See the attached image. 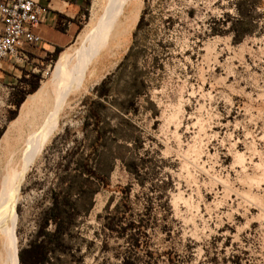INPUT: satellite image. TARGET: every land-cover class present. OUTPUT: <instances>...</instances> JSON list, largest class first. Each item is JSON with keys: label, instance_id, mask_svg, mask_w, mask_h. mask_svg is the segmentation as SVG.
Segmentation results:
<instances>
[{"label": "rangeland", "instance_id": "374dc122", "mask_svg": "<svg viewBox=\"0 0 264 264\" xmlns=\"http://www.w3.org/2000/svg\"><path fill=\"white\" fill-rule=\"evenodd\" d=\"M94 1L84 19L83 9L70 20L68 43L27 47L22 67L4 73L0 176L10 152L29 141L26 112L15 103L46 82L58 55L75 46ZM136 5L135 21L93 61L59 111L0 229V251L13 240L16 264L20 251L30 260L25 249L49 191L72 180L90 151L93 132L82 123L97 101L106 135L90 166L107 184L88 180L75 188L80 215L66 252L50 264H121L125 256L137 264H264V0ZM70 21L61 19L63 32ZM104 80L109 94L100 99L94 88ZM114 216L122 227L132 225L123 235L104 227Z\"/></svg>", "mask_w": 264, "mask_h": 264}, {"label": "bare ground", "instance_id": "6f19581e", "mask_svg": "<svg viewBox=\"0 0 264 264\" xmlns=\"http://www.w3.org/2000/svg\"><path fill=\"white\" fill-rule=\"evenodd\" d=\"M136 4L137 0H95L91 16L75 46L58 55L55 69L47 81L20 105V112L25 111L27 115L25 133L29 141L10 152L0 176V229L6 226L7 219H11L20 186L49 141L59 111L84 84L93 61L118 44L135 21ZM12 237L13 229L10 231ZM11 241L0 251V264L17 263V248L10 246Z\"/></svg>", "mask_w": 264, "mask_h": 264}, {"label": "trees", "instance_id": "16d2710c", "mask_svg": "<svg viewBox=\"0 0 264 264\" xmlns=\"http://www.w3.org/2000/svg\"><path fill=\"white\" fill-rule=\"evenodd\" d=\"M86 4H89V0H85ZM243 20H240V23ZM246 29L240 34L242 37L245 34ZM56 49L54 57L59 52ZM102 81L98 86L94 88V93L98 98H104L109 94V90L105 88V83ZM36 89L34 87L33 91ZM32 91V92H33ZM23 99L20 98L15 105L20 106ZM133 104V99L130 101V105ZM102 104L93 101L88 106L85 119L82 123L83 131H86L89 127L93 132V139L90 143V151L80 162H76L75 169L78 171L77 174L73 175L72 180L64 181L59 183L57 189H51L49 191V204L45 207L39 217V221L36 225L33 238L28 242L25 251L30 253V260L27 261L23 256L22 251L18 253L19 261L21 264H50L54 257L59 252L63 251L64 248H68L67 238L73 233V228L76 224V218L80 215L75 199L72 198L74 191L79 190L82 183H88V180H95L103 185L107 184L106 176L97 173L90 166V158L95 153L99 146L102 145V140L106 135V131L102 127L103 117L101 114ZM90 120V121H89ZM69 165H65V169H68ZM76 188V189H75ZM94 192H90L92 199ZM91 201V200H90ZM132 225L128 224L124 227L120 225L118 217H107L104 223V227L110 231H117L123 235L126 229ZM51 227V228H50ZM124 232V233H123ZM132 244L137 246L136 240L132 239ZM121 264H137L135 259L130 256L123 257Z\"/></svg>", "mask_w": 264, "mask_h": 264}, {"label": "built area", "instance_id": "2783aa9c", "mask_svg": "<svg viewBox=\"0 0 264 264\" xmlns=\"http://www.w3.org/2000/svg\"><path fill=\"white\" fill-rule=\"evenodd\" d=\"M84 10L81 19L85 18ZM47 12L37 0H0V89L4 73L18 71L26 61V48L42 45L43 39L35 30Z\"/></svg>", "mask_w": 264, "mask_h": 264}, {"label": "crops", "instance_id": "0c3cea01", "mask_svg": "<svg viewBox=\"0 0 264 264\" xmlns=\"http://www.w3.org/2000/svg\"><path fill=\"white\" fill-rule=\"evenodd\" d=\"M40 5L48 8L46 19L43 23H40L35 30L42 39L44 45L52 47H60L68 43L72 37V23L70 20H74L81 11L86 8L87 4L85 0H37ZM62 18L68 19L70 22L68 28L63 32L60 28V22ZM48 26V30L54 35L48 36L45 34V30L41 31V28ZM59 36L60 38H56ZM42 43V44H43Z\"/></svg>", "mask_w": 264, "mask_h": 264}]
</instances>
